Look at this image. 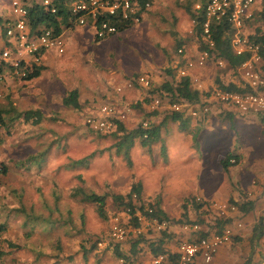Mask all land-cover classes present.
<instances>
[{
  "label": "rangeland",
  "instance_id": "rangeland-1",
  "mask_svg": "<svg viewBox=\"0 0 264 264\" xmlns=\"http://www.w3.org/2000/svg\"><path fill=\"white\" fill-rule=\"evenodd\" d=\"M184 1L176 0V4L175 0H153L141 22L104 40H96L84 25L67 31L65 52L47 55L42 60L45 68L38 78L27 82L9 79L6 93L0 98V110L9 111L3 114L7 125H0V223L5 224L3 240L13 242L18 248H10L8 254L21 256L26 264L29 259L30 264L34 260L38 264H59L62 260L67 264H82V259L77 261L81 242L89 239L86 247H90L95 238L102 237L106 244L112 220L121 213V208L107 198L108 218L102 220L91 203L71 196L77 186L99 194H127L138 177L148 188L156 186L159 179L162 190L172 191L176 197L182 187L193 184L190 164L178 160L184 147L172 146L164 155L154 150L146 157L140 154L141 144L135 139L128 158L115 153L117 136L96 134L97 131L85 123L91 110L89 105L97 100L96 106L107 100L115 101L108 87L119 84L127 76L146 73L156 86L163 84L168 78L167 70L177 40L183 42L184 39L186 57L193 58L197 54L199 43L192 32L193 24L178 5ZM9 3L10 0H0V18L9 16ZM259 7L261 0L257 1L256 11ZM174 57L175 65L178 56ZM192 72L198 78L195 83L202 82L200 89L204 92L216 87L218 76L225 83L241 81L240 74L219 70L213 63L194 68ZM73 89L78 92L80 110L61 103L62 97ZM134 94L133 90L126 92L125 102L132 107L131 116L123 121L127 131L133 130L132 123L138 126L141 120L149 118L145 115L150 112L149 102L136 107L137 96L131 97ZM26 110H39L41 121L31 124L22 120L18 114ZM163 112L159 108L155 110V114ZM212 136H207L208 145L209 140H215ZM151 158L157 171L146 170V167L143 170L141 160ZM1 167L5 168V173L1 172ZM187 215L190 221L205 218L194 209L187 210ZM81 216L85 218L83 223ZM120 220L125 224L122 215ZM241 223L243 226L242 219ZM180 225L173 224L172 228ZM172 238L175 240L176 235ZM57 241L65 253L54 257L50 249L55 250ZM0 245L7 249L4 241H0ZM95 252L93 249L87 254L92 264L100 257L112 264L115 258L109 251ZM261 256L264 258V254ZM249 258L253 264H259L257 253L256 262Z\"/></svg>",
  "mask_w": 264,
  "mask_h": 264
},
{
  "label": "built area",
  "instance_id": "built-area-1",
  "mask_svg": "<svg viewBox=\"0 0 264 264\" xmlns=\"http://www.w3.org/2000/svg\"><path fill=\"white\" fill-rule=\"evenodd\" d=\"M50 0H43V4H48ZM258 0H206L205 15L206 19L202 23V38L205 42L212 45L210 40L209 25L211 21L226 19L234 29L231 38V45L237 54L248 52L249 58L243 62L238 71L244 82L252 89V92H233L213 88L209 92V96L205 97L203 104H190L185 101H165L161 102L158 97L152 98L148 103L150 112L160 109L168 112H181L190 116H198L207 114L210 101H215L227 108H234L239 113L245 114L249 112L264 111V77L261 75L259 65L262 57L260 55V45L250 41L247 37V28L249 22L252 21L256 13V4ZM150 6L145 3V10ZM195 8L199 5L195 3ZM260 9V7L258 8ZM51 11L54 12V9ZM71 12L75 19L76 25H85L87 22L93 26V34L95 39L103 40L116 33L114 25L106 21H101L96 25L97 18L103 13L110 15H119L121 19L128 20L133 25L138 24L145 14L141 11L140 6L134 0H76L71 5ZM9 16L4 21L3 33L0 36V98L6 93L7 87L11 81H22L27 75V71L33 65H40L46 52L53 51L62 54L66 50V40L62 33L54 35L50 29H41L35 33H31L26 22L27 8L24 0H10ZM252 30V28H251ZM178 58L176 61L177 72L179 76L189 75L190 71L196 67H203L209 61L210 52L207 49L197 51L193 58L185 56L183 49H178ZM183 60V61H182ZM183 62V63H182ZM216 64L220 67L224 66L222 59L216 60ZM11 78V81L9 80ZM193 78V77H192ZM194 82L198 78L194 76ZM135 82L141 88H147L150 85L149 76L146 74L139 75ZM134 85L132 79L124 80L120 84L113 85V101L99 103L95 108L91 109L86 117L85 123L93 131L106 133L115 130L117 121H125L132 114V107L128 102L121 101V92L127 88L131 89ZM198 88L201 84H197ZM140 96V93L138 94ZM120 96V97H119ZM109 98L108 96L106 97ZM138 101V99H137ZM138 127L148 129L150 121L141 120ZM229 162L235 163V158H230ZM136 199V195H132ZM195 201L201 206L200 210L206 212L207 217L212 221L214 218L229 219L230 214L237 211L235 204L227 202L207 201L199 196L195 197ZM140 222L139 226L132 224H122L120 214H116L112 220L109 237L120 241L128 235H140L145 227H152L159 231L166 229L169 223L165 220L157 221L136 214ZM259 216L262 218L264 225V198L261 201ZM181 229L197 232L202 229L201 225L194 223H184L180 225ZM242 227L241 220L234 222V225H226L220 232L215 229L211 230L207 235L195 239L194 241L182 240L179 242L176 251L177 258L169 260L164 253H158L151 258L152 264H191L196 259L201 258L203 262H210L218 249L230 242L235 234L236 229ZM103 241L98 242V246H102Z\"/></svg>",
  "mask_w": 264,
  "mask_h": 264
},
{
  "label": "trees",
  "instance_id": "trees-1",
  "mask_svg": "<svg viewBox=\"0 0 264 264\" xmlns=\"http://www.w3.org/2000/svg\"><path fill=\"white\" fill-rule=\"evenodd\" d=\"M76 0H50L48 4H43L42 2L37 3L32 1L31 3H27V0H24L26 3L27 14H26V22L31 33H35L36 31H40L41 29H50L54 35L61 34L66 29H73L75 27V19L71 12V5ZM140 6L141 11H145L146 14L150 11L152 7L153 0H134ZM145 3H149V8L145 10ZM176 3V0H175ZM197 3L199 5L198 8H195L194 5ZM177 4V3H176ZM205 4L206 0H185L183 3H178L179 6L183 8L185 13L189 16V19L193 24V34L197 40L198 50L207 49L210 52L209 61L206 65L213 63L215 66L216 60L222 59L224 61V66L219 70L231 71L235 74H240L238 71V67L245 62L249 58L248 52H243L241 54H237L231 45V38L234 33V29L229 24L226 19H220L218 21H211L209 25L210 31V40L212 45L209 46L207 42H205L202 38V23L206 19L205 15ZM54 9V12L51 11ZM142 20V19H141ZM101 21H106L111 25H114L116 28V34H120L123 31L133 27V24L128 20H123L119 15H110L108 13H103L96 20V25H98ZM0 23H3V20L0 19ZM254 25L252 27V32L247 35L250 41L256 42V44L260 45V55L262 57L261 63L259 65L261 75L264 77V0H261V8L256 11L250 25ZM251 25V26H252ZM4 23L1 25V32L3 33ZM3 35V34H1ZM113 36V35H111ZM98 40V39H96ZM177 40L176 46L174 47V51L172 54V58L170 61L169 69L167 70V80L160 86H156L153 81L150 80V85L147 88H141V86L135 82V79L141 75L146 73H135L130 76H127L124 80L132 79L134 85L130 90L133 92H140V96L137 95V99H139L136 103V107L143 105V103H148L152 98L158 97L161 102L167 101H176L182 102L185 101L190 104H204L205 97L209 96V91L204 92L203 89L198 88L197 84L193 81V78L189 75L179 76L177 72L176 65L173 64L172 60L175 58L174 56L178 55V49H183L184 52V39L183 42H179ZM183 61V60H182ZM183 63V62H182ZM205 65V66H206ZM204 67V66H203ZM43 62L40 65H33L30 71H27V75L24 80L31 81L35 78H38L42 71L44 70ZM147 75V74H146ZM150 79V78H149ZM121 83V82H120ZM119 83V84H120ZM115 85V84H114ZM215 88L233 92H252V89L244 82L241 78L240 82H228L225 83L222 80H219V76L216 77L215 80ZM113 84L109 86L110 90H113ZM264 90V86L262 88ZM128 91L125 88L121 92V101L124 102L126 100V92ZM107 97V95L105 96ZM136 97V96H135ZM139 97V98H138ZM61 103L64 107H71L73 109H79L82 106L79 98L78 92L76 89L70 90L64 97L61 99ZM98 103V100L96 101ZM96 103H92L91 109L96 107ZM139 103V104H138ZM168 117L172 120H176L181 117V112H168ZM9 113L8 110H0V125H7V121L4 118L3 114ZM87 113V112H85ZM155 111L147 112L145 115L148 117L154 114ZM18 116H22V120L30 122L31 124H37L41 121V112L39 110H26ZM84 116V114H83ZM126 125L121 121L116 122V128L113 131L106 133H99L103 136H117L119 139L115 142V153L117 155H124V157L130 156L129 151L131 146L134 145V140L139 139L141 145H146L149 141H151L154 135V127L150 126L148 129H142L141 127H136L131 131L126 130ZM123 150V151H122ZM229 157L222 161V166L227 168L229 164ZM1 172L5 173V168L1 167ZM142 189L139 182H133L131 184V188L127 194H115V193H106L99 194L94 191L86 190L85 188L77 186L71 192V196L79 197L81 201L89 202L94 206L96 215L102 219L106 220L107 216V198H111V200L116 203L121 209L119 214L123 216V219L126 223H132L134 226H139L140 222L138 220V216L136 214L140 213L141 216H144L149 219H156L157 221H167L170 227H167L163 230H155L152 227H149L148 232L140 235H128L124 239L120 241H116L109 237L108 233V242L102 248H99L98 242L102 241V237H97L95 240L91 242L90 247H86V243L89 242L87 239L80 244V251L82 253V257L84 260H88L87 254L94 249L95 253H101L104 251H109L112 253L116 259H119L124 264L133 263L137 253L142 249L140 246L146 245L147 249L153 254L156 255L158 253H164L168 256L169 260H175L177 258V252H172L166 249V243L172 238V225L177 223H198L202 225L204 223V219L196 221L188 220L187 210L194 209L199 211L201 206L198 205L195 201V197H187L182 205L183 212L178 219H173L168 217L159 207L158 199H146L141 194ZM136 195V199H133L132 195ZM239 208L242 211H246L244 205H239ZM81 222L85 221L84 216H81ZM49 223V222H46ZM54 223V222H53ZM53 223H50L53 225ZM210 223V222H209ZM56 224V222L54 223ZM230 225L229 219L222 218H214L212 220L211 227H215L216 232H220L224 226ZM5 231V224L0 223V241H4L6 243L7 249L4 250L0 245V264H7L6 256L8 254L7 250L10 248H18L16 244L9 240H3L2 234ZM110 231V229H109ZM211 229H201L197 232L190 231L191 234L186 239L188 241H194L200 237L207 235ZM155 234V235H154ZM154 235V236H153ZM148 236H151L150 238ZM153 236V237H152ZM157 236V237H156ZM261 237H264V225L262 223V219L257 221V224L253 226V234L251 236L250 242L255 245L257 240ZM238 238L232 237V241H236ZM60 241H57V246L54 249H50L53 253L54 257L61 256V254L65 253L64 249L60 247ZM127 244L129 247L124 248V245ZM11 253V252H10ZM12 254V253H11ZM71 258L72 256H68ZM214 258V257H213ZM13 260V259H11ZM202 260L201 258L196 259V261ZM213 260V259H212ZM212 260L210 262H212ZM203 261V260H202ZM61 261H59L60 264ZM208 262V263H210ZM9 263V262H8ZM10 264V263H9Z\"/></svg>",
  "mask_w": 264,
  "mask_h": 264
},
{
  "label": "crops",
  "instance_id": "crops-1",
  "mask_svg": "<svg viewBox=\"0 0 264 264\" xmlns=\"http://www.w3.org/2000/svg\"><path fill=\"white\" fill-rule=\"evenodd\" d=\"M32 1L40 3L43 0ZM27 3L29 4L30 2L27 1ZM145 16L146 13L142 20ZM4 19H2L3 23ZM250 22L247 28L248 33L252 32L251 28L254 26L252 24L251 26ZM2 24L0 23V36ZM80 26L83 25H76L73 29ZM84 26H87L93 32L91 23L87 22ZM73 29H66L62 32L65 40H67L66 36H64L66 32ZM52 52H46L43 59L47 58V55ZM190 73L194 78V73L192 71ZM137 94L138 91L131 97L135 98ZM131 97H129V100H131ZM208 104L210 105L208 113L200 114L196 117L181 113L180 118L172 120L165 112L152 114L148 120L150 121V126L154 127L155 137L146 145H141L140 148V154L142 156L145 154L147 155L146 157H149V153L154 150L158 151V155H164L168 149H173L172 146L175 148L184 147V152L178 160L190 164V169L193 171V184L184 186L180 190L178 189L180 193L175 197L172 191L164 192L162 190V184L159 179L156 181V186L152 188L146 187L139 177L134 181L139 182L141 185V194L144 198L158 199L160 209L173 219H178L181 216L183 209L180 205L189 194L200 196L207 201L227 202L237 206V211L230 214L229 222L234 223L242 219V228L236 229L233 236L238 238V240H231L222 245L212 262L205 263L202 260H198L194 264H253L249 257L251 256L252 260L256 262V253L259 256V264H264V258L261 256V254H264V237L257 240L255 245L250 242L253 226L257 224L259 219H262L259 216V209L264 198V111L242 114L234 108H227L215 101H210ZM136 124H131L132 129L137 127ZM209 134L210 136L213 135L212 137L215 140H213L214 142L209 140L211 144L208 145L207 136ZM163 139L165 141H162ZM228 157L235 158V163L229 162L227 168H224L222 161ZM136 165V163L133 164L134 172H136ZM142 165L143 168L146 167V170L157 171L152 158L147 161L141 160ZM174 187L177 186L175 185ZM239 205H244L246 211H242ZM198 212L201 215L204 214V219L206 220L201 225L202 229L209 228L214 230L215 227H211L212 221L207 217L206 212L203 210ZM146 230H143V234L147 233ZM171 232L176 235V239L171 238L167 241L166 249L174 252L177 249L178 242L181 239L188 238L191 232L185 231L179 226L173 227ZM148 237L150 238L151 236ZM128 247L127 244L124 245V248ZM140 247L142 249L137 253L132 264H152L151 258L153 254L147 249L146 245ZM250 249H256L257 251L256 253L255 250L251 252ZM251 253L253 254L251 255ZM101 258H97V262L94 264H109V262H104V259L101 260ZM6 259L7 264H26V260L21 258V256L19 257V255L7 254ZM80 259H82V264H92L89 260H84L82 253L78 252L77 261ZM28 261L30 264V259ZM111 263L124 264L116 257ZM31 264L38 263L34 260ZM60 264H67V261L62 260Z\"/></svg>",
  "mask_w": 264,
  "mask_h": 264
}]
</instances>
